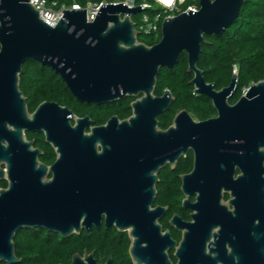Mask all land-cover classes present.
<instances>
[{
  "label": "water",
  "instance_id": "1",
  "mask_svg": "<svg viewBox=\"0 0 264 264\" xmlns=\"http://www.w3.org/2000/svg\"><path fill=\"white\" fill-rule=\"evenodd\" d=\"M245 1L199 0L198 12L188 9L164 19L160 42L148 46L139 41L133 20L144 11L132 6L133 0L104 4L93 22L88 9L67 8L54 28L31 0H0V181L8 182L0 190V264L21 262L14 239L22 229L71 237L83 231L91 235L103 223L128 233L133 264H175L173 250L176 264H264V235L253 233L248 220L227 218L221 203L239 160L231 151L264 145V80L230 105L238 74L217 91L198 68L206 36L220 37L236 23ZM183 53L194 94L212 100L218 117L196 122L182 110L162 130L158 118L174 96L168 89L155 94L157 77L163 68L172 70ZM28 61L54 71L81 102L136 98L132 115L92 127L90 117L76 118L54 102L42 103L31 115L20 89ZM26 131L44 132L56 150L52 180H46L42 152L26 140ZM236 141L241 144L235 146ZM190 151L194 168L181 176V190L191 221L176 214L169 222L182 234L178 242L160 224L168 207L153 206L160 171L167 165L174 170ZM70 264L102 263L85 250ZM103 264H114L113 257Z\"/></svg>",
  "mask_w": 264,
  "mask_h": 264
},
{
  "label": "trees",
  "instance_id": "2",
  "mask_svg": "<svg viewBox=\"0 0 264 264\" xmlns=\"http://www.w3.org/2000/svg\"><path fill=\"white\" fill-rule=\"evenodd\" d=\"M58 7L72 8L75 5L86 8L88 4L125 2L126 0H50ZM148 2L152 9L135 16L133 20L138 28L144 14L154 18L158 13H164L156 0H136V5ZM192 3L189 1L181 8L186 11ZM159 36H139V41L148 46L160 42ZM207 43L202 46L198 68L203 71L207 83L221 89L231 83L234 67H237L239 77L238 90L232 103L237 101L252 84L264 80V0H246L239 17L231 27L226 29L220 37L206 36ZM188 56L183 53L179 63L172 70L163 68L157 77L155 94L162 96L166 89L174 96L170 109L159 116L161 129L168 128L179 111L187 110L193 117L205 120L215 114L210 100L205 96L194 94V87L189 84L193 75L187 72ZM20 89L27 99L29 110L34 109L44 101H57L74 109L79 115L90 114L96 123H102L109 115H118L126 119L132 115L131 103L136 98H126L114 103L101 106H87L78 101L69 91L63 80L50 68L37 61L24 64L20 77ZM191 158H181L175 172L164 170L159 173L157 186V203L168 205L171 212L178 213L184 218L180 207L182 193L179 176L189 169ZM6 181L0 182V190L6 189ZM164 230L170 229L168 220L162 221ZM172 237L181 239L179 232L171 229ZM16 256L21 259L18 264H70L75 254L84 255L85 250L95 252L99 263H105L110 256L114 264H133L129 248V236L117 232L115 229H94L91 235L83 231L81 235L63 237L44 229H22L14 239ZM174 263V254H170ZM6 264V263H4Z\"/></svg>",
  "mask_w": 264,
  "mask_h": 264
},
{
  "label": "flooded vegetation",
  "instance_id": "3",
  "mask_svg": "<svg viewBox=\"0 0 264 264\" xmlns=\"http://www.w3.org/2000/svg\"><path fill=\"white\" fill-rule=\"evenodd\" d=\"M228 86H225L223 88H226ZM223 88H221V89H223ZM221 89H216V90L219 91ZM237 90H238V86H237L236 90L233 92V94L231 95V97L228 100L230 105H235L240 100V98L242 97L241 96L237 101L232 103V100L235 97V95L237 93ZM247 91H248V89L244 90V94L243 95H245L247 93ZM45 102L58 103L61 107L68 108L70 111L73 112V114H74V116L76 118H84L86 116L90 117L91 120L94 122L92 127H99V126L105 125L108 122V120L111 119L113 116H117L118 117V115H115V114L109 115L105 119L104 122L97 124L95 119H93L92 116L90 114H88V113L83 115V116H81L74 109H72V108H70V107H68L66 105H62V104H60L57 101H44L42 103H45ZM210 102H211V104H212V106H213V108L215 110V114H213L211 117H209V118H207L205 120H199V119L193 117L190 114L191 117L196 122H203V121H207V120L214 119V118L218 117V112L215 109L212 100H210ZM42 103H40L34 109V111H32V112L29 110V107H28L29 113L31 115L34 114L36 112L37 108ZM82 103H84V102H82ZM85 104H87V106H92V104H88V103H85ZM105 104H107V103H105ZM94 105H96V104H94ZM27 106H28V104H27ZM98 106H101V105H98ZM175 117H174V119H175ZM69 118L72 119V116H69ZM174 119H173V122H174ZM120 120H124V119H120ZM173 122L168 128H170L173 125ZM71 123H72L73 126L75 125L74 121H72ZM168 128L162 129V130H167ZM88 132H90V130H88ZM25 138L29 142H34V149H38V150H40L42 152V154L39 156V162L41 164H44L48 168V174H47L46 180L47 181L52 180L53 174L50 171V167L58 159V154L56 153V150L53 148V146L51 144H49L46 141V135H45L44 132L26 131L25 132ZM239 144H241V142H237V141L235 142V146H238ZM231 154L233 156H235V155L238 156L239 160L233 163V169H234L233 179L234 180L232 182L228 183V184H225V185H231V186H229L227 188H223V191H222L223 199H222L221 203L225 207V210H226V212L228 214L227 218H236V219L248 220L249 223H250V229L252 230L253 233L263 234L264 235V145L259 146V147L254 146L251 149H246V148H241L240 150L233 149L231 151ZM189 157L191 158V161L189 163V169L184 174L190 173L193 170V168H194L195 155H194L193 151H190L188 153L187 157H182V158H189ZM179 161H178V163H179ZM178 163H177V166H178ZM177 166H176V168H177ZM176 168L173 170L170 165H167L161 171L171 170L172 172H175ZM184 174H181L179 176L180 181H181V176L184 175ZM239 179H246V180L242 181V180H239ZM4 181H0V182H4ZM159 181H160V179H159ZM7 184H8V182H7ZM181 185H182V181H181ZM180 190H181V186H180ZM181 193H182V190H181ZM158 195H159V193H158ZM158 195H157V198H156V200L154 202L153 208H156L158 206L168 207V210H167L166 214L160 220V224L162 225V221H164V220H168V224H169V222L173 218V216L176 215V214L177 215H179V214L171 212L170 207L168 205H163V204L157 203ZM184 199H185V196L182 193V201H181L180 207H181V210H182V214H184L186 217L184 218L182 215H179V216L184 221H191L192 211L190 209H185V208L182 207ZM189 201L191 203H194L196 201V197L195 196L189 197ZM169 226H170V224H169ZM102 228H104L105 230H109V229H115L116 230V228H114V227H110L109 229H106L104 223L102 224L100 229H102ZM94 229H97V228H94ZM100 229H97V230H100ZM163 229H164V227H163ZM171 229L175 230L171 226H170V229H166V230H170L171 231ZM166 230H164V231H166ZM116 231L119 232L118 230H116ZM221 231H222V227L221 226H219L216 229H214V232L217 233V234H219ZM120 233H124V234L128 235V233H126V232H120ZM171 233H172V231H171ZM180 235L182 237L181 233H180ZM217 239H219V236H217ZM180 240H177V241L180 242ZM211 248L215 250L218 247H217V245L212 244ZM228 249L231 250V248L229 246H228ZM171 253L174 254V250L172 252H170V254Z\"/></svg>",
  "mask_w": 264,
  "mask_h": 264
},
{
  "label": "built area",
  "instance_id": "4",
  "mask_svg": "<svg viewBox=\"0 0 264 264\" xmlns=\"http://www.w3.org/2000/svg\"><path fill=\"white\" fill-rule=\"evenodd\" d=\"M158 4L165 9L164 13H158L154 18H151L149 15L144 14L141 18V22L137 28L139 32V36H149L156 35L159 36L161 33V25L164 19L168 17L177 16L183 12H187L188 9L198 12L200 10L199 0H174L171 6L165 5L163 2L156 0ZM191 2L192 4L187 8L186 11H182V6L187 2ZM32 5L36 10H39L40 18L46 22L49 26L55 27L61 18L64 16L63 10L67 8L62 6L58 7L56 2H51L50 0H31ZM106 4L102 3L99 5L88 4L85 9H88V21L93 22L97 17L101 7ZM136 5V0H133L132 6ZM76 9H81L80 6H73ZM152 5L148 2L142 4V10H150L152 9ZM237 67H234V74H237Z\"/></svg>",
  "mask_w": 264,
  "mask_h": 264
},
{
  "label": "bare ground",
  "instance_id": "5",
  "mask_svg": "<svg viewBox=\"0 0 264 264\" xmlns=\"http://www.w3.org/2000/svg\"><path fill=\"white\" fill-rule=\"evenodd\" d=\"M159 1L163 2L167 6H171L174 0H159Z\"/></svg>",
  "mask_w": 264,
  "mask_h": 264
}]
</instances>
